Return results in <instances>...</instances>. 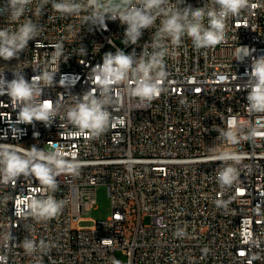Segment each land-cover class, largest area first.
<instances>
[{"label":"built area","instance_id":"2783aa9c","mask_svg":"<svg viewBox=\"0 0 264 264\" xmlns=\"http://www.w3.org/2000/svg\"><path fill=\"white\" fill-rule=\"evenodd\" d=\"M134 10L155 17L136 33ZM197 10L202 31L209 10L226 12L217 44L160 34L168 16L196 23ZM24 27L23 42H5ZM0 32L12 52L0 54V264H264V107L253 98L264 0L235 12L216 0H0ZM117 55L131 61L119 79L104 71ZM82 105L100 109L101 126L78 122ZM11 156L26 167L10 173ZM101 185L112 213L82 226ZM48 201L52 217L38 211Z\"/></svg>","mask_w":264,"mask_h":264},{"label":"clouds","instance_id":"9594fccd","mask_svg":"<svg viewBox=\"0 0 264 264\" xmlns=\"http://www.w3.org/2000/svg\"><path fill=\"white\" fill-rule=\"evenodd\" d=\"M16 2V0H14ZM21 3L25 2V0H20ZM164 0H145V6L146 9H153L159 7L161 3H163ZM217 3L221 4L222 8L231 10L233 12L237 11L240 6V0H216ZM55 7L58 10H68L65 5H55ZM160 13H157L159 15ZM165 16H168V13H164ZM193 18L195 19L196 23L192 22H185L181 23L180 21L182 19L186 20L187 13L185 14V17H180L178 14L173 13L171 16H168L167 19L162 21V27L160 29V34H167L172 38L173 44H179L180 43V36L185 31L187 32L188 36L192 37L194 42L197 45H215L219 42L220 36L218 34V31L222 29V17L226 15L225 11H222L220 13L221 18H217V15L214 11L209 10L208 16L210 17L209 23L210 28L208 30L202 31V25L199 23L203 11L197 10L193 12ZM126 19L130 20L132 22V28L131 32L136 33L138 27H145L154 21V16H149L142 14L140 11H135L130 14ZM30 29L28 27H24L22 29V34L19 37H14L12 39H6L5 42L9 45L13 44L15 39L21 40L23 42L25 38L28 36ZM5 34L0 32V37H3ZM133 42H135V36L133 37ZM0 54L11 56L12 52L9 51L7 48L0 49ZM119 67L117 69H112L111 64L113 63L112 59H109L106 64L104 71L108 75H115L118 79L121 78L124 71H126L131 64V61L129 57L124 55H117L115 57L114 61ZM149 66H145L144 64H141L139 66V71L143 72L145 77L148 76L149 72ZM256 74L259 76L260 81L259 84L254 88V96L253 98L257 101L258 106L264 107V65H261L257 68ZM111 82V81H106ZM144 94L151 95L155 92V89L149 86H144L142 89H140ZM14 92L19 97H24L28 93L24 87L23 84H17L14 88ZM50 101L45 102V107H50ZM105 117L101 113L100 109L98 107L93 106L92 108H88L86 106H81L80 111L78 114V122L85 128L88 127H99L102 125ZM58 167H63L62 162H57ZM26 167L25 162H21L18 158L15 156H11L8 158V171L10 173H15L16 171L23 170ZM70 167V166H69ZM231 169L226 170L222 176L221 179L225 183H229L231 180ZM34 172L36 175L43 179L46 183H52L51 179L48 176V170L46 168H43L39 165H36L34 167ZM38 211L41 212V214H45L48 217H52L57 212V207L54 202L48 201L46 205L40 206Z\"/></svg>","mask_w":264,"mask_h":264},{"label":"rangeland","instance_id":"374dc122","mask_svg":"<svg viewBox=\"0 0 264 264\" xmlns=\"http://www.w3.org/2000/svg\"><path fill=\"white\" fill-rule=\"evenodd\" d=\"M128 2L129 0H109V4L114 8L123 7ZM96 195H97V201L95 207L87 215H85V218H87L90 221L82 223L81 224L82 226H91L92 225L91 221L106 219L112 213V207H111L110 198L108 196L107 188L103 185L98 186ZM150 222H151L150 218L147 217L145 223L149 224ZM119 256L122 257L121 255Z\"/></svg>","mask_w":264,"mask_h":264}]
</instances>
